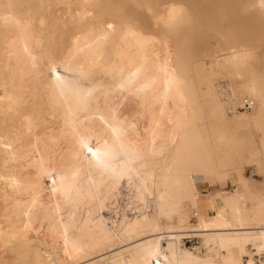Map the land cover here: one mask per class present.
<instances>
[{"label":"bare ground","instance_id":"bare-ground-1","mask_svg":"<svg viewBox=\"0 0 264 264\" xmlns=\"http://www.w3.org/2000/svg\"><path fill=\"white\" fill-rule=\"evenodd\" d=\"M134 2L0 0L4 264H264V49L191 75L187 0ZM247 124L262 179L213 188Z\"/></svg>","mask_w":264,"mask_h":264},{"label":"rangeland","instance_id":"rangeland-1","mask_svg":"<svg viewBox=\"0 0 264 264\" xmlns=\"http://www.w3.org/2000/svg\"><path fill=\"white\" fill-rule=\"evenodd\" d=\"M155 1V0H153ZM165 1V0H162ZM194 19L188 30L181 35V43L187 45L184 49L188 72L197 74L205 69V60L211 59L228 41H245L260 45L264 49V15L259 8L248 0H187ZM116 13L141 14L135 6L134 0H115ZM218 80L222 84H228V76L219 75ZM237 107L239 105H236ZM245 110V109H239ZM238 141L234 156L226 158L228 174L223 179H217L213 188L228 191L237 182H232L235 174H245L254 179H262L258 172V163L246 159L257 147L263 136L261 130H251L247 124L237 131ZM261 176V177H260ZM202 211L205 212L202 207ZM187 246L199 244V238H184ZM0 264L4 260L0 258Z\"/></svg>","mask_w":264,"mask_h":264},{"label":"built area","instance_id":"built-area-1","mask_svg":"<svg viewBox=\"0 0 264 264\" xmlns=\"http://www.w3.org/2000/svg\"><path fill=\"white\" fill-rule=\"evenodd\" d=\"M253 105V101L250 99H244L242 104H240L237 109H250Z\"/></svg>","mask_w":264,"mask_h":264}]
</instances>
